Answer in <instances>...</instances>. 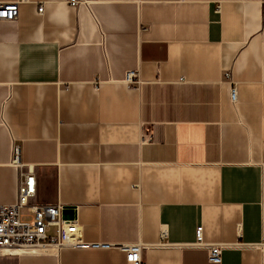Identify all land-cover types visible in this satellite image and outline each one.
<instances>
[{
    "label": "crops",
    "instance_id": "1",
    "mask_svg": "<svg viewBox=\"0 0 264 264\" xmlns=\"http://www.w3.org/2000/svg\"><path fill=\"white\" fill-rule=\"evenodd\" d=\"M83 1L0 21V204L15 143L31 201L72 207L86 241L141 243L146 264H214L209 245L219 264H264V0ZM0 264L128 263L112 247Z\"/></svg>",
    "mask_w": 264,
    "mask_h": 264
},
{
    "label": "built area",
    "instance_id": "2",
    "mask_svg": "<svg viewBox=\"0 0 264 264\" xmlns=\"http://www.w3.org/2000/svg\"><path fill=\"white\" fill-rule=\"evenodd\" d=\"M28 0H13L0 2V21H14L19 13V4ZM75 6L85 4L83 0H67ZM43 6L38 7V12ZM229 77V73L225 74ZM182 80V79H181ZM124 82L140 85L138 72L128 70L124 75ZM230 99L236 100L235 86L231 85ZM142 141L149 139L142 136ZM10 165L18 170L16 197L10 204H0V255L24 254L20 251L38 250L34 254L57 255L62 249H96L117 248L124 252L128 264H146L141 258V243L111 244L83 239L82 227L77 221L63 216L67 206L61 204L42 205L33 203L35 195V175L32 166L25 165L20 159V147L12 144ZM25 167V170L23 168ZM162 235H165L163 233ZM242 246V244H240ZM195 247H206L203 243L202 226L195 229ZM261 251L264 261V240L253 245ZM224 246L209 245L206 247L207 258L210 263L221 262V252ZM29 253V252H25Z\"/></svg>",
    "mask_w": 264,
    "mask_h": 264
},
{
    "label": "water",
    "instance_id": "3",
    "mask_svg": "<svg viewBox=\"0 0 264 264\" xmlns=\"http://www.w3.org/2000/svg\"><path fill=\"white\" fill-rule=\"evenodd\" d=\"M71 209H72V207L67 206V207L63 210V212H62L63 216L67 217L68 214L71 213Z\"/></svg>",
    "mask_w": 264,
    "mask_h": 264
},
{
    "label": "bare ground",
    "instance_id": "4",
    "mask_svg": "<svg viewBox=\"0 0 264 264\" xmlns=\"http://www.w3.org/2000/svg\"><path fill=\"white\" fill-rule=\"evenodd\" d=\"M38 250L32 249V250H28V251H20V252H29V253H33V252H37Z\"/></svg>",
    "mask_w": 264,
    "mask_h": 264
}]
</instances>
